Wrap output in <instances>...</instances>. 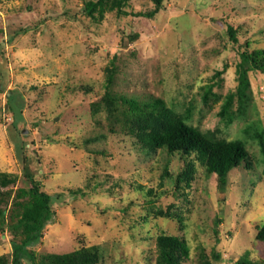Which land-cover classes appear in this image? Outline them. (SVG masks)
<instances>
[{
  "label": "rangeland",
  "instance_id": "1",
  "mask_svg": "<svg viewBox=\"0 0 264 264\" xmlns=\"http://www.w3.org/2000/svg\"><path fill=\"white\" fill-rule=\"evenodd\" d=\"M85 1L0 0V173L7 180L0 177V190L25 184L28 162L46 191L62 194L53 203L55 222L32 247L36 257L98 245L103 264H153L161 231L186 239L184 264H196L198 247L207 255L215 247L221 264H233L245 250L261 257L255 235L264 221V154L251 133L264 130V74L247 69L249 99L232 123L217 113L237 86L244 48L229 39L227 25L239 43L263 48L264 0H164L152 18L135 15L151 9V0H128L126 14L105 9L95 18L81 11ZM222 69L221 85L213 88L220 98L204 104L203 87ZM108 87L160 97L177 112L191 101L188 122L242 139L252 168L232 170L222 193L200 169L187 202L179 194L163 199L172 185L168 178L159 185L163 168L173 176L180 160L162 150L138 153L129 137L110 133L103 104L92 112ZM171 204L182 228L159 215ZM10 254L11 233L0 232V255Z\"/></svg>",
  "mask_w": 264,
  "mask_h": 264
},
{
  "label": "trees",
  "instance_id": "2",
  "mask_svg": "<svg viewBox=\"0 0 264 264\" xmlns=\"http://www.w3.org/2000/svg\"><path fill=\"white\" fill-rule=\"evenodd\" d=\"M163 1L151 0V9L137 12L135 15L152 18L162 9ZM127 3L128 0H86L81 11L92 18H95L96 12L101 16L105 9L115 10L117 14H126L124 8ZM227 34L238 47H244L239 53L241 60L236 64L237 86L234 91H229L223 97L217 113L229 124L237 115L243 113L249 99L247 69L251 68L264 74V47L250 48V40H246L244 44L239 43L236 30L231 25H227ZM2 45L0 42V48ZM223 70L216 71L211 77L214 81L202 86L201 100L204 104H208L211 99L220 98L213 88L220 87V75ZM3 90L4 87H1V91ZM12 92L13 90L9 91L8 107ZM235 100L237 105L234 108ZM101 103L109 121L111 134L118 133L129 137L137 146L138 153L150 154L155 150H162L179 158L180 167L175 175L172 176L168 165L164 166L160 175V186L165 179L172 180V185L161 193L163 199L179 194L187 202L189 190L200 169L206 177L215 178L217 188L222 193L227 187L228 175L232 170L239 167L246 170L252 168V156L242 139L219 137L213 131H201L188 122L193 107L191 101L183 112H177L160 97L144 99L136 95L128 96L108 87L100 98V103H92V112L99 111ZM11 125L16 128L13 122ZM251 136L256 139L260 151L264 154V130L256 129ZM23 160L28 161L26 157H23ZM28 164L26 162L23 167L24 185L14 191L8 188L0 190V232L11 233V254L0 255V264H103V253L98 245L81 246L65 253H40L36 257L32 247L41 241L44 228L55 222L56 211L53 203L62 194L46 191L41 181L30 171ZM0 177L3 178V183L7 182L4 173H0ZM72 192L75 194V191ZM149 193H152L151 189ZM174 207L175 205L171 204L169 210H161L159 215L177 220L182 228L183 217L180 212L176 213L172 209ZM219 221L216 220L215 225ZM256 230L255 243L264 247V221L256 225ZM213 232L218 233L216 227ZM198 249L196 264H221L222 253L215 250V247L210 255H207L202 247ZM153 252V264H184L189 257V246L182 235L161 231L154 237ZM233 264H264V253L258 259H252L249 250H245Z\"/></svg>",
  "mask_w": 264,
  "mask_h": 264
}]
</instances>
